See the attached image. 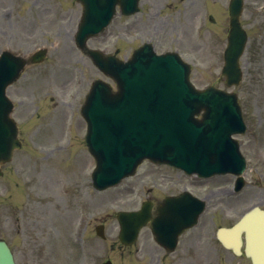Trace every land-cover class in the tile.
Listing matches in <instances>:
<instances>
[{
  "label": "rangeland",
  "instance_id": "1",
  "mask_svg": "<svg viewBox=\"0 0 264 264\" xmlns=\"http://www.w3.org/2000/svg\"><path fill=\"white\" fill-rule=\"evenodd\" d=\"M164 1L151 0L155 7L160 6ZM226 1L221 0V3L215 6L207 5V10L199 17L198 24L202 30L199 35H203L199 45L203 49L202 56L205 60L193 71L192 80L197 87L208 85L224 87L221 81V46L225 27L228 26ZM245 1L243 22L252 35L248 51L243 59L245 79L241 87L236 90L249 125L247 135L241 138L243 152L249 161L247 173V182H249L259 180L261 175H264V0ZM31 4L35 6L28 10ZM61 5L66 6L70 3L64 0L1 1L0 19L4 23L0 22V28L4 34L2 40L5 44L8 42L21 44V48L30 46L36 40L24 42L18 37V33L22 31L20 26L23 25L20 17L26 16L28 22L34 23L33 15L41 12L40 19L45 28H43L44 35L39 40L45 45L49 44L51 66L61 61L68 62L69 57L67 66H71L70 64L74 63V59L78 56L70 49L68 42L64 43L59 38L68 33L67 39L70 38L76 27L80 8L78 7L75 11L72 6L74 13L65 16ZM45 7L48 10H44ZM180 8L183 9L182 6ZM214 8L223 9L216 14V11H213ZM5 9L10 10L9 21L7 17L3 18ZM167 12L169 14L163 12L162 15L168 16V19L173 17L194 19L195 15H190V12L184 14L178 7ZM60 13L63 15L60 16ZM209 16H212L214 23L207 21ZM125 24L126 21L118 20L111 30L107 41L111 43V46L113 44L114 48L126 47L125 44L117 42L123 34L131 35V30L126 32L123 28ZM133 41L134 39L131 38L130 42L133 43ZM63 53H69V57L62 59ZM78 62L83 64L84 60L78 58ZM82 64L78 66L80 69ZM54 69L70 75L73 72V77L81 76L83 73V70L78 69L74 74V68L69 70L68 67L63 70L58 67ZM92 69L95 72L91 73V77L85 71L88 82H92L98 74L93 67ZM44 70H46L44 66L34 68L31 76L38 77ZM73 77L71 76V80ZM77 87V84L73 85L68 91L72 89L75 93ZM87 89L88 86H85L78 96L70 95L73 101L61 89H54L49 85L35 88L34 81L22 82L15 90L16 94L19 93L20 99L25 101V106L28 104L31 107V95L42 90V95L49 96L50 107L65 109L62 111L64 117L60 112H50L46 119L42 117L41 131L38 133L36 130L39 121L26 119L23 126L25 148L20 152L18 161L11 164L6 180L7 192L0 196V238L6 239L13 246L20 264H98L106 258L112 259L115 264H144L134 253L118 249V244L112 249L117 236L118 224L114 217L116 211L137 209L147 197H159L164 194V191L157 187L169 193L168 187L171 182L177 181L171 188L176 192L187 187L192 191L201 190L202 195H205L207 190L215 189L220 185H224L220 186L222 188H227L234 180L232 176L214 177L205 181L204 185H197L191 182L196 180V177L185 179L169 168H156L146 163L140 168L137 176L126 180L122 185L101 193L96 192L90 184V173L94 168V161L83 146L85 123L81 119H73L71 114L74 110L73 108L70 110L71 104H65L66 100H70L75 108H79ZM65 116L67 122L64 121ZM21 168L25 173L23 176L19 177L12 171ZM164 179H166L165 184H163ZM141 181L145 182L144 187L140 185ZM259 187L247 190L244 193L245 196L242 195L239 199L231 201L223 198L214 201L204 217L202 226H211L212 220L215 225L231 224L234 217H239L240 208L250 201L264 199V186ZM226 190L223 189V191ZM100 223L106 226L107 240L105 241L95 234V226ZM210 253L213 254L208 248L198 243L195 236L191 246V255L194 259L201 264L207 258H213L214 255Z\"/></svg>",
  "mask_w": 264,
  "mask_h": 264
},
{
  "label": "water",
  "instance_id": "2",
  "mask_svg": "<svg viewBox=\"0 0 264 264\" xmlns=\"http://www.w3.org/2000/svg\"><path fill=\"white\" fill-rule=\"evenodd\" d=\"M83 1L86 2V0ZM231 15L232 26L234 28L233 35L235 37L242 32L238 22L239 11H232ZM95 24V20L91 18L88 27L92 28ZM97 24L99 27L103 25L101 23ZM236 38L237 37H235L234 39ZM231 43H233V41H231ZM242 49L243 44L238 46V44L234 43L233 49H231V53L227 57V67L224 73L228 77V85L238 83L240 80V72L237 65V59ZM133 67H136V65H133ZM131 71L132 70H130V68L123 69L120 73V77L125 82L130 81L131 85H133L137 80L134 73H132ZM181 80L185 84L183 75L181 77ZM132 87L133 86H131V88ZM127 92L128 91H126V93ZM105 93L109 98L117 99L119 97L111 95L110 91H105ZM134 94L135 92L133 90L130 91V96L132 98ZM205 97L212 105L213 119L208 124V126L202 130L200 138H196L192 133H187L182 130H179V133L173 129H170L168 132H155L151 125H144L139 120H126L123 118H118L116 121V127L113 129L106 128L102 135L98 138V141L108 144L115 141L125 140L129 142V145H131V147L134 148V150L138 153L139 149L148 150L150 148H154V150L160 151V147L163 146L164 143H167V141H170V138H173L174 143L177 145L178 149L185 147V149L189 151V155L187 156L189 161H192L194 164H198L200 163V161H202L201 157L205 150L213 146L217 149H220V145L222 143H227L226 130L230 131V127L232 126V120L229 116V114L232 112V100L226 98L222 93L216 91L213 88L203 94L202 98ZM233 98L235 100L234 96ZM174 132H176V135L182 134V138H177V136L173 134ZM170 153V151H162L161 155ZM140 215L142 217V220L144 221L146 215H144L143 213H141ZM121 217L126 221H131L134 219V215H123ZM244 224L245 221H242L240 226H244ZM0 256L4 257L2 261H4L5 264H8L7 249L3 245H0Z\"/></svg>",
  "mask_w": 264,
  "mask_h": 264
}]
</instances>
